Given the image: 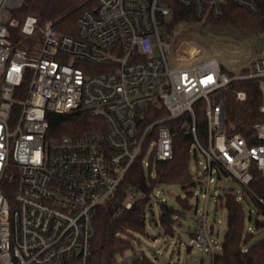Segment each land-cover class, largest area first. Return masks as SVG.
Masks as SVG:
<instances>
[{"label": "built area", "instance_id": "built-area-1", "mask_svg": "<svg viewBox=\"0 0 264 264\" xmlns=\"http://www.w3.org/2000/svg\"><path fill=\"white\" fill-rule=\"evenodd\" d=\"M226 1L96 0V9L77 19V36H70L52 21L40 25L32 14L16 16L23 0H0V264H90L98 212L131 209L144 194L123 186L129 169L141 155L145 169L151 159L172 160L179 132L193 138L190 153L206 177L205 186L199 183L205 206L223 175L250 190L252 170L264 173V121L251 127L258 143L229 133L225 93L234 81L257 80L264 96V56L237 75L225 73L215 58L174 68L172 36L160 21L170 19V2L193 7L205 19L220 17ZM232 1L258 14L253 2ZM257 38L264 51V36ZM201 52L194 43L187 60ZM92 65L106 70L94 73ZM235 95L248 97L245 90ZM153 107L167 115L147 122ZM200 109L205 143L198 134ZM76 111L94 118L95 128L79 136L52 132L51 114ZM11 185L12 197L6 193ZM147 197L150 207L167 203L161 187ZM194 211L192 246L213 259L222 249L215 225L207 207ZM140 256L122 254L115 264H134Z\"/></svg>", "mask_w": 264, "mask_h": 264}, {"label": "trees", "instance_id": "trees-1", "mask_svg": "<svg viewBox=\"0 0 264 264\" xmlns=\"http://www.w3.org/2000/svg\"><path fill=\"white\" fill-rule=\"evenodd\" d=\"M255 4L258 14L252 13L249 8L240 6L232 0L222 5V14L215 18L212 15L200 18L193 7H186L176 2H170L172 10L170 19H160L168 34L173 36L179 25L195 22L210 21L219 26H230L264 36V0H249ZM96 0H23L22 6L15 13L19 18L27 14L37 17L39 24L52 21L55 29L70 36H77V19L86 10H95ZM94 73H104V66L92 65ZM236 90H245L248 94L246 101L236 98ZM226 98V126L229 133H240L248 141L252 140L251 127L257 122L264 121V113L260 108L264 105V96L260 91L257 80L234 81ZM167 115L164 109L153 107L146 113L147 122L155 121ZM95 119L85 112H72L69 114L50 115L52 132L57 136H79L95 128ZM176 129L177 123H169ZM174 125V127H173ZM198 134L202 142L207 140V120L200 109L198 111ZM193 138L190 134L179 132L174 137V157L168 161H154L151 159L148 169L144 168V155H141L125 176L123 186L132 185L144 195L131 209L120 210L115 214L114 207L101 209L96 216L97 234L93 243V255L90 264H115L118 255L132 249L131 239L134 234H145L146 212L151 210L147 194L164 185H177L187 190L186 198L180 195L182 209H176L167 203H161L160 223L166 234L174 236L175 226L180 217H185L192 209L189 198L194 194L196 182L190 171ZM253 179L250 190L245 193L256 206V219L252 221V210L247 217L246 210L241 201L232 191H226L219 200L227 211V229L222 240V249L215 254L212 264H264V173L252 170ZM14 185L6 188V193L12 197ZM11 191V192H10ZM11 193V194H10ZM260 199L262 201H260ZM253 222L247 226L246 221ZM254 231H250L249 227ZM193 237V233L190 232ZM134 264H155L145 255L138 257Z\"/></svg>", "mask_w": 264, "mask_h": 264}, {"label": "rangeland", "instance_id": "rangeland-1", "mask_svg": "<svg viewBox=\"0 0 264 264\" xmlns=\"http://www.w3.org/2000/svg\"><path fill=\"white\" fill-rule=\"evenodd\" d=\"M257 35L230 26H219L210 21H200L191 24L179 25L175 34L170 38L171 43V66L174 68H188L195 65L204 58H215L227 74H240L244 68H248L252 63L264 56V51L256 49ZM155 42V40H154ZM194 43L202 46V52L193 56L189 61L190 52L193 50ZM155 55H158V48L155 47ZM185 59H182V56ZM181 57V58H180ZM187 57V58H186ZM199 160L203 156L199 155ZM190 171L193 179L198 183L194 189L195 194L189 198L192 209L187 212L185 217H180L175 226L174 236L166 234L160 223L161 209L158 204H154L151 210L146 212L145 234H134L131 239L132 249L126 251L138 252L150 258L155 264H212L211 255L204 251H199L192 246V232L196 228L193 220L195 206L203 210L207 207L210 224L215 225L214 239L222 243L224 233L227 229V211L221 201L213 195L221 196L227 191L233 193L240 192L241 196H246L243 187L234 178L223 175L217 179L210 190L211 198L207 206L205 199L201 196L199 183L205 186L206 177L200 174L202 166H198L192 155ZM162 197L167 204L176 209H182L177 196L186 198L187 190L177 185H164L161 187ZM247 217L252 210V221L256 219V206L248 198L243 202ZM202 212H198L200 215ZM247 218L246 224H252ZM119 256V255H118ZM117 256V257H118Z\"/></svg>", "mask_w": 264, "mask_h": 264}, {"label": "water", "instance_id": "water-1", "mask_svg": "<svg viewBox=\"0 0 264 264\" xmlns=\"http://www.w3.org/2000/svg\"><path fill=\"white\" fill-rule=\"evenodd\" d=\"M262 45H263V40H262V38H259V40L256 43V49L258 51H261L262 50ZM248 70H249V68H244L243 69L244 72H247Z\"/></svg>", "mask_w": 264, "mask_h": 264}]
</instances>
